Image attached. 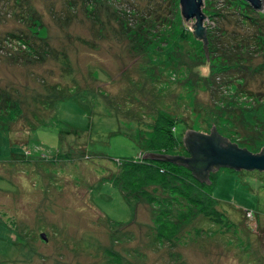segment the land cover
Here are the masks:
<instances>
[{"label":"rangeland","instance_id":"rangeland-1","mask_svg":"<svg viewBox=\"0 0 264 264\" xmlns=\"http://www.w3.org/2000/svg\"><path fill=\"white\" fill-rule=\"evenodd\" d=\"M201 47L178 0H0V89L21 102L12 128L44 114L41 128L0 131V264H264L263 171L216 169L217 226L157 186L124 199L102 180L141 156L150 133L133 120L152 123L155 109L181 117L178 139L217 119L230 144L264 146V69L252 71L263 53L212 97ZM173 223L168 242L158 232Z\"/></svg>","mask_w":264,"mask_h":264},{"label":"trees","instance_id":"trees-1","mask_svg":"<svg viewBox=\"0 0 264 264\" xmlns=\"http://www.w3.org/2000/svg\"><path fill=\"white\" fill-rule=\"evenodd\" d=\"M203 1L204 8L201 12L204 15L203 18L213 22L214 27H203L207 60L202 46L201 51L203 56H205L202 63L208 68V71L205 74H203L202 71H198V74L206 77L205 83L210 92V96L216 97L219 93L222 94L221 89L231 80L232 77L230 74L237 68L244 66L238 60H243L247 55H251L252 53L257 54L258 51L264 55V7L260 10H254L242 0ZM227 7H232V11H227ZM224 25H231L232 30L229 31L225 29ZM182 28H184V26ZM238 28L243 32L238 31ZM249 28H252V30H249ZM181 32L180 37L184 34L183 31ZM191 34L193 35L192 30ZM194 38L203 43L202 38ZM258 69H264V60L262 63L252 68V71ZM2 90L3 89H0V131H28L44 126L43 114L35 118L34 121L27 122L26 128H24V126L18 129L12 128V122L22 114L21 102L11 97L5 90ZM66 97H69V94H57L49 102L50 107L48 109L51 111L53 104L57 100ZM40 103L42 109L47 112V99H43ZM228 105L229 107L231 106L230 103ZM231 107V109L228 108V114L235 115V107L233 105ZM114 112H116V110ZM155 112L157 115L152 123H147V121L142 123V121L133 120L136 125L142 128L140 129L141 132L150 133L148 139L145 138V135L140 133V137L142 138L139 145L140 155L144 152L166 155L167 153H175L179 155L178 153L181 148L187 153L183 141L180 138L178 139L175 134V124L177 122L182 123V128L185 126L184 122L179 121L182 120L181 117H176L172 113L163 115L157 109H155ZM196 113L202 115V111L196 110L187 113V120L192 121L193 115ZM230 119L233 120L234 116ZM211 124L215 126L213 130L215 129L217 134L220 135L219 132L221 130L219 131L220 126L217 123V119L211 123L207 122L203 124L202 129H209ZM142 136H145L144 139ZM230 138L228 137L229 141ZM143 140H148V145H145V147L143 145ZM233 144L245 150H248L247 146L250 145H240L239 142H233ZM262 147L264 148V146ZM260 148L258 149L250 145V149L254 152L248 151L251 153H259V151H262ZM115 163L116 170L108 172L102 180L117 186L124 199H128L130 196L128 192H132L131 194L135 197H133L134 199L140 197L138 194L142 196L147 195L146 190L143 188L148 185H154L163 192H168V194L172 196L171 199L174 198V205L185 206L188 210L195 208L197 210L196 212L207 222H211L215 226L220 224L219 221L224 214L223 211H216L214 209L218 201L212 194L216 175L215 171L218 167L208 172L206 178L209 183H205V180L199 181L196 179L187 166L176 164L169 160L139 156L134 159L116 160ZM149 199H151V197H149ZM248 212L252 215L251 210H248ZM181 216L183 217L182 219L186 218L187 215L185 211ZM180 220L177 219L176 222L179 223ZM162 228L163 227H161V229ZM169 233H173L174 236H177L178 229L175 224L169 232L164 231V229L158 232V234L165 240H168V242L170 241Z\"/></svg>","mask_w":264,"mask_h":264},{"label":"water","instance_id":"water-1","mask_svg":"<svg viewBox=\"0 0 264 264\" xmlns=\"http://www.w3.org/2000/svg\"><path fill=\"white\" fill-rule=\"evenodd\" d=\"M252 9L260 10L264 0H242ZM180 14L186 24H190L193 35L202 38L204 54L206 56L204 29L202 27L203 14L201 13L202 0H178ZM207 60V56H206ZM182 141L188 156L166 155L160 153L144 152L141 157L169 160L176 164L187 166L192 175L199 181L207 180V174L216 167L224 166L234 169L258 170L264 172V148L259 153H251L244 148H238L229 143L226 138L220 137L211 124L209 134L186 130ZM41 241L45 240L43 233L39 235Z\"/></svg>","mask_w":264,"mask_h":264},{"label":"built area","instance_id":"built-area-1","mask_svg":"<svg viewBox=\"0 0 264 264\" xmlns=\"http://www.w3.org/2000/svg\"><path fill=\"white\" fill-rule=\"evenodd\" d=\"M246 214H247L248 216H250V213H249V212H247Z\"/></svg>","mask_w":264,"mask_h":264}]
</instances>
